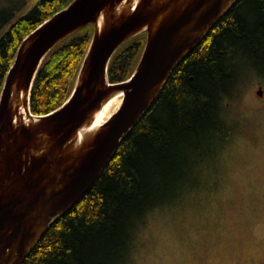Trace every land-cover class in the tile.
Wrapping results in <instances>:
<instances>
[{"label": "trees", "instance_id": "obj_1", "mask_svg": "<svg viewBox=\"0 0 264 264\" xmlns=\"http://www.w3.org/2000/svg\"><path fill=\"white\" fill-rule=\"evenodd\" d=\"M72 1L37 0L20 15L19 0L0 6V95L24 38ZM94 32L89 24L46 55L32 87L33 114L70 98ZM146 39L140 33L117 49L111 82L133 74ZM249 68L264 72V0H238L178 63L89 192L53 220L21 264H131L147 215L200 184L227 125L226 99Z\"/></svg>", "mask_w": 264, "mask_h": 264}, {"label": "water", "instance_id": "obj_2", "mask_svg": "<svg viewBox=\"0 0 264 264\" xmlns=\"http://www.w3.org/2000/svg\"><path fill=\"white\" fill-rule=\"evenodd\" d=\"M123 1L73 0L17 50L0 95V264H21L53 220L89 192L178 63L238 0H137L132 10L116 14ZM89 24L95 32L72 95L52 112L33 114L32 87L44 58ZM140 33L147 39L135 71L127 80L111 82L113 55ZM115 91H123L121 106L79 143V129ZM23 93L28 119L18 121Z\"/></svg>", "mask_w": 264, "mask_h": 264}, {"label": "rangeland", "instance_id": "obj_3", "mask_svg": "<svg viewBox=\"0 0 264 264\" xmlns=\"http://www.w3.org/2000/svg\"><path fill=\"white\" fill-rule=\"evenodd\" d=\"M36 1L15 2L18 15ZM226 101L216 157L197 187L147 215L131 264H264V72L249 68Z\"/></svg>", "mask_w": 264, "mask_h": 264}, {"label": "bare ground", "instance_id": "obj_4", "mask_svg": "<svg viewBox=\"0 0 264 264\" xmlns=\"http://www.w3.org/2000/svg\"><path fill=\"white\" fill-rule=\"evenodd\" d=\"M136 1L137 0L123 1L121 4L118 5L116 14L121 12L126 13L132 10ZM103 25H104V20L101 17L97 22V26L99 29H101ZM122 95H123V91H115L107 99L103 101L101 107L93 113V117L79 129L77 134L79 143L88 141L101 128L106 113L112 109L117 99L120 98ZM19 96L20 95L18 94L17 97L19 98ZM22 98H23L21 104L22 106L20 109V113L17 114L18 116L16 119L18 121L28 119V115H27L28 106L26 104V100L28 99V97L23 93Z\"/></svg>", "mask_w": 264, "mask_h": 264}, {"label": "flooded vegetation", "instance_id": "obj_5", "mask_svg": "<svg viewBox=\"0 0 264 264\" xmlns=\"http://www.w3.org/2000/svg\"><path fill=\"white\" fill-rule=\"evenodd\" d=\"M259 88H262V86H259ZM263 96V95H262Z\"/></svg>", "mask_w": 264, "mask_h": 264}]
</instances>
